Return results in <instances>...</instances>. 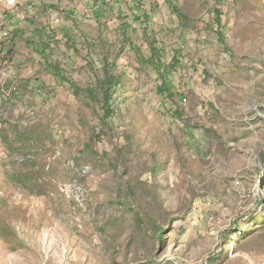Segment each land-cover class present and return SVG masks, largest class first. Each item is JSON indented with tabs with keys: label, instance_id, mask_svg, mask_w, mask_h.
I'll return each instance as SVG.
<instances>
[{
	"label": "rangeland",
	"instance_id": "obj_1",
	"mask_svg": "<svg viewBox=\"0 0 264 264\" xmlns=\"http://www.w3.org/2000/svg\"><path fill=\"white\" fill-rule=\"evenodd\" d=\"M262 153L264 0H0V264H264Z\"/></svg>",
	"mask_w": 264,
	"mask_h": 264
},
{
	"label": "trees",
	"instance_id": "obj_2",
	"mask_svg": "<svg viewBox=\"0 0 264 264\" xmlns=\"http://www.w3.org/2000/svg\"><path fill=\"white\" fill-rule=\"evenodd\" d=\"M216 24L218 28H221V20H220V11L216 9ZM218 35L220 36L221 40L223 41V35L220 31H218ZM116 86V81H114L113 77H111L108 73H106L105 78L101 81V88L103 89L102 94V100H101V108L103 111V120L104 123L108 121L109 118H111L114 114L113 108L111 106L112 101V93L111 89H113ZM90 97H94L93 90H89ZM260 160L262 163H264V153L261 154ZM264 166V164H263ZM131 189H129L130 191ZM135 221L140 224L141 223V216L139 213H135ZM155 234L158 235V238L161 239L164 230L160 227H155Z\"/></svg>",
	"mask_w": 264,
	"mask_h": 264
},
{
	"label": "built area",
	"instance_id": "obj_3",
	"mask_svg": "<svg viewBox=\"0 0 264 264\" xmlns=\"http://www.w3.org/2000/svg\"><path fill=\"white\" fill-rule=\"evenodd\" d=\"M6 6L12 7L15 5L16 0H4Z\"/></svg>",
	"mask_w": 264,
	"mask_h": 264
}]
</instances>
